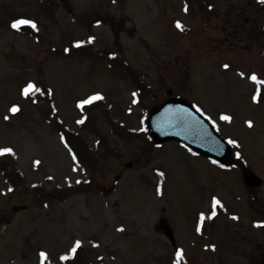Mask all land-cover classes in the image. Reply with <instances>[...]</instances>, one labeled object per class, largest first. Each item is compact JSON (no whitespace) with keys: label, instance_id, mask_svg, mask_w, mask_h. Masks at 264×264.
<instances>
[{"label":"rangeland","instance_id":"rangeland-1","mask_svg":"<svg viewBox=\"0 0 264 264\" xmlns=\"http://www.w3.org/2000/svg\"><path fill=\"white\" fill-rule=\"evenodd\" d=\"M52 1L46 11L39 0H0V148L13 149L26 179L12 189L0 172V264L59 263L77 240L92 264H176L180 249V264L264 261V84L251 79L264 80V3L208 0L202 11L184 0ZM20 18L34 20L38 35L13 28ZM121 48L152 97L139 101L135 84L109 68L106 53ZM29 82L46 92L25 96ZM169 90L236 141L234 167L177 142L149 144L146 119ZM96 93L102 99L77 106ZM58 121L93 148V171L68 149ZM247 171L258 188L246 185ZM89 181L91 190L50 206L33 192ZM214 198L222 206L213 209Z\"/></svg>","mask_w":264,"mask_h":264},{"label":"trees","instance_id":"trees-1","mask_svg":"<svg viewBox=\"0 0 264 264\" xmlns=\"http://www.w3.org/2000/svg\"><path fill=\"white\" fill-rule=\"evenodd\" d=\"M40 1V7H43L44 10H51L53 11L54 7V1L52 0H39ZM186 4L188 5L189 9L191 5H196V3H200L201 9L204 10L209 7L208 5V0H184ZM101 21V20H100ZM20 33L25 32L28 34H34L38 35V32H36L35 29H33L30 25H23L21 26L20 29H17ZM82 50H90L88 42H84L83 45H80V48ZM85 54V52H84ZM90 56H96V53H88ZM115 54V55H113ZM106 57L108 60V65L109 68L114 69V70H121L124 75L129 78V80L135 84L136 86V93L135 96L137 99L140 101L145 97H152L153 96V91L151 90L150 85L147 83L145 80V76L141 75L138 73L135 69H131L128 65V63L122 59V48L117 49L115 51H110L106 53ZM93 58V57H92ZM101 102V101H100ZM97 105V104H96ZM94 106V105H93ZM98 106V105H97ZM96 107V106H95ZM56 128L57 130L60 131L62 138L64 139L67 147L71 149L77 158L81 165L85 167V169H90L94 170L97 165H95V153L93 152V148H90L84 139L80 137L78 134H76L70 127H67L62 121H58L56 123ZM97 132V131H96ZM99 139L97 140V146L100 145L103 147L105 146L103 144L104 138L98 135ZM149 144L152 147H155V145L150 141ZM106 149L110 151V147H107ZM104 150V147H103ZM0 172L3 174H6V181L7 184L10 186L12 189H16L17 187L23 185L25 183V176L20 170L15 168L16 165V158L15 155L9 154V153H4L0 154ZM10 167V170H9ZM91 184L92 182L89 181L88 183H82L76 186H72L70 188L64 189L61 188L60 190L57 191L58 195H56L53 192H46L44 186L39 184L33 192L37 194L44 205L50 206L51 202L56 199L57 196H61L63 198H68L72 196L73 193L75 192H82L85 186L89 190H91ZM86 254L82 250V247L80 245L79 248H77L75 253H72L70 255H66L68 258L63 259L59 263H51L50 261H42V264H92V262L88 261V258L85 256ZM192 264H203L201 263L200 260H193ZM182 264H189L187 261L182 262ZM191 264V263H190Z\"/></svg>","mask_w":264,"mask_h":264},{"label":"water","instance_id":"water-1","mask_svg":"<svg viewBox=\"0 0 264 264\" xmlns=\"http://www.w3.org/2000/svg\"><path fill=\"white\" fill-rule=\"evenodd\" d=\"M168 95L170 97L164 103L152 108L147 120L148 134L155 144L176 141L223 166H233L232 146L217 131L213 122L190 101L172 97V90L168 91ZM244 180L252 188L261 184V179L249 171L245 173Z\"/></svg>","mask_w":264,"mask_h":264},{"label":"snow or ice","instance_id":"snow-or-ice-1","mask_svg":"<svg viewBox=\"0 0 264 264\" xmlns=\"http://www.w3.org/2000/svg\"><path fill=\"white\" fill-rule=\"evenodd\" d=\"M260 2H261V3H264V0H260ZM185 11H187V7H185ZM99 23H100V21H97V24H99ZM23 25H30L32 28H36V27H37L36 22H35L34 20L26 19V18L15 19V20L12 21V24H11V26H12L13 28H15V29H20L21 26H23ZM176 27L179 28V29H181V30H183V27H184V26H183V24L181 23V21L178 20V21H176ZM94 40H95V37H89V41H94ZM83 43H84V41H78V42H77V46H80V45L83 44ZM113 55H115V54H113ZM224 67L227 68L228 65L226 64V65H224ZM241 75H243V73H241ZM251 79H252L256 84H258V85L264 84V80L258 79V77H257L256 74H252ZM45 92H46L45 89L40 88V87H39L36 83H34V82H29V83L25 86V88L23 89V94H24L25 96H29L30 94H35V93H45ZM258 94H259V91H258L257 95H258ZM133 95H135V93H133ZM254 98H256V97H254ZM98 99H102V96H101V94L96 93V94H94L93 96H89V97H87L86 99H81V100L78 102V105H77V106L80 107L81 109H83L85 105L91 104L93 101L98 100ZM18 110H19V106H17V105H13L12 108H11V111H12V112H16V111H18ZM221 119H223V120H231V117L228 116V115H223V116L221 117ZM79 122H80V123H83V120H81V121H79ZM248 123H249V125L251 126V123H252V122L249 121ZM229 143L235 144L236 141H234V140H230ZM12 152H13V149H11V148H0V154H4V153H12ZM37 163H39V162L37 161ZM161 174H162V173H161ZM217 206H222V205H221V202H220L218 199H215V198H214L213 209H215ZM212 215H213V216L215 215V211H213ZM200 219H201V221H203V220L205 219V214H204V213H201V214H200ZM198 230H199V229H198ZM81 243H82V242L79 241V240H77V241L75 242V247H73V248L71 249L72 253H75V252H76L77 248L80 247ZM213 247H214V246H213ZM40 256H41L42 259H44V258L47 257V253H45V252H41V253H40ZM176 257H177L176 264H180V261H181V259H182V257H183V250H182V249H180V250L177 251V253H176ZM67 258H68L67 256H63V257H61V259H67Z\"/></svg>","mask_w":264,"mask_h":264}]
</instances>
